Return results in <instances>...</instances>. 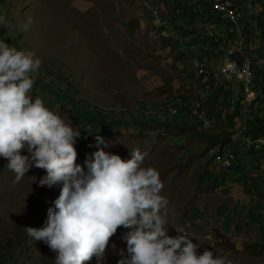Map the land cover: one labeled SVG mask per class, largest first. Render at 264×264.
<instances>
[{
    "label": "rangeland",
    "instance_id": "1",
    "mask_svg": "<svg viewBox=\"0 0 264 264\" xmlns=\"http://www.w3.org/2000/svg\"><path fill=\"white\" fill-rule=\"evenodd\" d=\"M255 1L248 10L234 6L242 16L245 55L258 78L259 70L261 77L264 73V28L257 32L264 22V0ZM141 2L142 10L135 0H0V39L41 60L32 94L80 129L78 164L84 166L101 148L125 160L133 149L148 153L144 166L156 169L164 183L170 236L186 234L200 244L201 254L214 251L231 264H264V255L246 250L249 243L264 244V179H245L242 160L249 155L228 140L232 119L217 113L214 128L199 133L183 125L182 112L178 117L171 113L179 108L177 102L198 108L205 98L186 73L190 57L173 49L189 40L187 34L201 32V25L194 32L181 27L171 0H148L165 19L166 29L159 31L153 11ZM221 24L227 33L222 41L231 40L229 21ZM217 50L224 52L222 45ZM209 99V108L219 111L227 95L215 92ZM97 135L107 146H97ZM222 149L226 156L221 160ZM7 163L0 158V264H55L56 253L24 229L44 225L60 189L41 187L39 180L47 173L34 166L13 183ZM127 231L121 227L112 237L110 245L116 248L109 247L104 264H118L121 249L127 255L122 239ZM19 236L28 240L24 247Z\"/></svg>",
    "mask_w": 264,
    "mask_h": 264
},
{
    "label": "clouds",
    "instance_id": "2",
    "mask_svg": "<svg viewBox=\"0 0 264 264\" xmlns=\"http://www.w3.org/2000/svg\"><path fill=\"white\" fill-rule=\"evenodd\" d=\"M40 67L35 53L0 39V158L15 174L13 183L34 166L46 170L41 187L60 189L44 225L24 229L56 253L55 264H104L121 227L130 231L122 236L127 255L121 249L118 264H231L214 251L201 254L200 244L186 234L169 235L164 183L156 169L144 166L148 153L133 149L125 160L101 148L84 166L77 163L80 129L32 94ZM96 139L97 146H107Z\"/></svg>",
    "mask_w": 264,
    "mask_h": 264
},
{
    "label": "built area",
    "instance_id": "3",
    "mask_svg": "<svg viewBox=\"0 0 264 264\" xmlns=\"http://www.w3.org/2000/svg\"><path fill=\"white\" fill-rule=\"evenodd\" d=\"M162 1V0H160ZM175 14H178L184 5H187V11L192 5L189 0H171ZM203 1L206 8L212 9V20L214 23L224 19L229 21L227 30L231 32V40H223L220 36L224 33L209 30L204 37L210 45L217 48L222 45L224 52L220 53L221 57L216 62L210 60L207 56H195L188 60V75L191 76L197 85L202 89L205 97L202 101L203 109L196 118L198 127L201 130H207L213 126L217 113L223 117L232 119L234 126L230 129V141L233 146L245 147L249 154V159L245 161L243 169L246 171V177L250 179H264V135L256 130L259 118L264 117V73L258 80L253 72V63L245 55L247 45L246 38L242 28V16L235 8L231 0H199ZM138 7L141 6V0H135ZM211 4V7H209ZM154 14L153 25L157 30L166 29L165 19L159 15L160 8L152 6ZM204 26V25H201ZM164 33V32H163ZM195 37L200 38V33L195 32ZM211 37V38H209ZM6 42V41H5ZM7 43V42H6ZM8 44V43H7ZM196 50L197 46L194 45ZM225 92L227 99L220 104L219 111L210 109L209 105L211 93ZM215 100H218L216 98ZM171 113L178 117L181 113L179 109H172ZM258 113V116H257ZM211 114V117L208 116ZM182 117L186 115L183 113ZM205 128V129H204ZM215 154V151H212ZM221 160L223 155L219 152ZM235 153L231 152L230 156L234 158ZM223 171L217 173L222 174ZM216 179V177H215Z\"/></svg>",
    "mask_w": 264,
    "mask_h": 264
},
{
    "label": "trees",
    "instance_id": "4",
    "mask_svg": "<svg viewBox=\"0 0 264 264\" xmlns=\"http://www.w3.org/2000/svg\"><path fill=\"white\" fill-rule=\"evenodd\" d=\"M191 2V0H189ZM233 5H240L241 9L243 10H248V3H252L255 0H231ZM256 3L258 1H255ZM256 3H254L256 5ZM242 4H244V6H242ZM235 6V8L237 9V7ZM187 5H184V7L182 8L183 10L180 9L178 14H175L174 10H176L177 8L173 7V13H174V20L178 21V20H182V25L181 27H186V28H190L191 31H195V28H197L200 25H204V26H200L201 32H199L198 30L196 32L200 33V39L204 37V35L209 31V30H213V31H217L219 33L223 32L225 35H227L226 33V29L223 31V27L221 26V22H224V20L222 21H218L216 23H214L212 20V9L210 8H206L205 7V3L203 1L199 2V0H192V5L189 7V10L187 11ZM245 7V9H244ZM239 9V8H238ZM237 9V10H238ZM209 10V11H208ZM240 12V11H238ZM182 15V16H181ZM199 19V20H198ZM259 22H261V19L259 20ZM198 23V25L196 24ZM185 25V26H184ZM261 27L262 29L264 28V22H261V24L258 25L257 27V32L260 33L261 32ZM221 31V32H220ZM195 34V32L193 33V35ZM188 37H191L189 34H187ZM187 38V37H186ZM211 38V37H209ZM264 42V40H263ZM191 59V57L189 58ZM189 69H186V73H188ZM261 77V72L260 70L258 71V80H260ZM182 101H185V99H181ZM209 105L211 106V102H209ZM175 106L179 107L177 109H179L182 113H184L186 116L183 119L184 123L183 125H188L189 128L192 127V129L196 132L199 133H205V131L201 130L198 127V124L196 122V118L199 116V113L205 109L206 107L202 106L201 108H195L194 106H192L190 103H185V107L183 106H179V102H177L175 104ZM213 107V106H212ZM176 109V108H175ZM209 117H211V114H208ZM183 118V117H182ZM154 122V121H152ZM258 124L255 125L256 126V130L258 132H261L262 135H264V117L263 118H259L258 119ZM100 127V126H99ZM214 127H211L209 129H213ZM207 129V130H209ZM226 139V138H225ZM230 139V134L228 135V140ZM221 153L224 155L225 151L222 149ZM249 155V154H248ZM249 159V156H246L243 160H242V170L244 172V176L245 179H250L249 177H246V171L245 169H243V166L245 165V161ZM231 169L235 170L237 169L236 167H231ZM220 178V177H219ZM261 216V215H260ZM264 218L261 216L260 220ZM259 224H261V222L259 221ZM18 241L20 242V246H25V244L28 243L27 239H24L23 237L18 238ZM246 250L251 253L254 256H261L264 255V244H258V243H249L246 246Z\"/></svg>",
    "mask_w": 264,
    "mask_h": 264
},
{
    "label": "crops",
    "instance_id": "5",
    "mask_svg": "<svg viewBox=\"0 0 264 264\" xmlns=\"http://www.w3.org/2000/svg\"><path fill=\"white\" fill-rule=\"evenodd\" d=\"M143 2L145 1V4L147 5L148 8H152V6H150L148 3V0H142ZM142 4V2H141ZM140 10H142L143 8L140 7ZM142 29H144V26L141 24ZM187 39H189L188 41H185V43L182 42V45L179 46L178 48L175 49V47H173V49L175 51L178 52V54L180 53H187L188 57H193V55H197V56H207L210 58V60H212L213 62H216L217 60L220 59L221 54L219 53V51L217 50L216 47H214L213 45H210L207 41H205L204 39H200L195 37V35H192L191 37H187ZM196 45L197 49L194 50L193 46ZM218 98V97H216ZM216 179H220L219 176H216ZM264 204V203H263Z\"/></svg>",
    "mask_w": 264,
    "mask_h": 264
}]
</instances>
